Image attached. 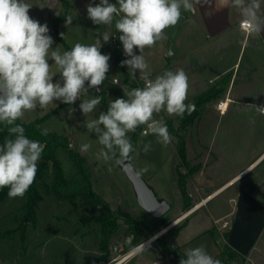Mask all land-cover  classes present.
<instances>
[{"label":"rangeland","instance_id":"374dc122","mask_svg":"<svg viewBox=\"0 0 264 264\" xmlns=\"http://www.w3.org/2000/svg\"><path fill=\"white\" fill-rule=\"evenodd\" d=\"M26 2L32 5L29 10L30 17L38 20L41 24L47 23L50 30L49 34L54 41L53 48L59 47L62 52L70 50L75 43L93 44L97 38H102L104 32H108L112 36L108 43L102 41L100 49L102 54H110V71L107 74L108 78L101 85L104 91L101 94V104L93 113L84 116L79 110L80 100H77L72 105L76 109L74 112L69 111L71 107L69 105L53 102L46 108L41 109L38 107L34 111L25 113L21 120L30 123L41 119V127L43 129L46 128L48 132H55L68 137L71 142L70 148L75 149L86 159L87 166L93 174V189L111 204L120 217L119 230L110 241V256L107 264H116L118 262H121V264H150L154 258L166 256V250L156 239L144 247L142 253L133 254L131 257L124 259L132 252L133 248L141 246L168 228L183 213L189 212L196 206L193 205L190 209H184L185 197L178 188V177L180 175L189 176L187 180L185 179V182L189 185L187 189L190 190L188 192L189 200L191 204L200 203L202 201L201 196H205L204 193L200 195L202 192L197 190L201 187L200 184H207L206 187L210 191L214 190L230 179L235 170L242 168L250 158L255 156L254 154L259 149L260 140L258 144L256 143L257 141L255 144L249 142L248 146H244L243 112L235 108L238 107L237 105H232V109L228 113L226 111V113L220 114V111L214 107L213 103L217 106L218 103L225 100L224 97H211L206 102H201L203 99L201 97L216 91L218 85L226 88L229 75L212 79L213 73L199 72L200 70L197 69L199 72L198 77L195 72L196 66L193 54L188 56V59L193 62V66L187 68L183 63L180 64L179 62L178 66L175 65L178 67L176 68L173 66V55L167 56L165 52L157 55L156 46L158 42L154 47L145 49L144 55L151 69V78H155V76L162 74L165 70L175 71L182 68L186 72L189 78V90L185 103L189 107L193 106V110L191 113H188L187 110L183 118L169 116L166 112H162L156 117H163L170 134L174 137L173 141L166 147L158 143L154 135L144 136L142 135V130L138 131L136 151L131 156L132 164L153 189L157 197L167 200L171 208L164 215L167 219L166 226L154 235L147 238L141 237L140 243L134 246L131 244L133 236L128 237L125 234L127 229L133 230L128 222L137 221L146 212L138 204L133 185L120 166L114 162L106 163L102 159H96V153L102 146L99 145L95 135L89 133L84 127V121L98 118L101 111L107 110L110 101L116 98H123V90H131L126 84L127 76H129L130 82H135L138 87H143L144 82L139 78L138 71L136 77L133 78L131 73L128 72L127 66L121 67L120 62L127 59V57L123 53V47L113 50L112 39L114 36L120 35V33L116 32L114 23L108 26L95 25L88 18L87 5L91 2L93 5L98 4L100 0H78L75 3V10L69 12L72 17V23L64 27L59 33L55 29V14L60 16L59 19L67 16L66 13L68 11L66 9L69 2H67L68 5L63 3V6L61 5L62 8L57 2L55 3V0H43V5L39 0H26ZM109 2L115 3L116 0H110ZM56 4L58 6L55 8ZM166 31L167 34H171L174 31L171 36L173 39L177 38L181 46L187 45L186 41L191 38L184 29H180L179 23L175 27L166 29ZM193 31L195 32V30ZM61 33H64L63 38L60 35ZM196 35L197 41L193 42V46H199V42L203 41L201 32H196ZM203 37H205L204 34ZM172 42L173 50L176 51L177 55L180 54L178 52H181L183 47H178L179 45L175 44L177 43L175 39ZM119 45L122 46L121 42ZM199 47H201V44ZM235 47L237 48L236 45ZM134 51L139 54L138 49H134ZM203 57L206 58V55ZM186 62L188 63V61ZM49 63L51 64L53 61L50 60ZM245 63L246 58L242 63L239 79L237 80L236 89H239V91H241L240 89H242L243 85L241 84V78L244 75ZM240 64L241 61L239 66ZM209 68H211L210 65ZM52 69L53 72H56L54 63ZM218 69L219 67L215 68L216 71ZM59 79V74H56L54 82ZM95 95L100 94L96 93L95 90H90L87 96H81L80 99H88ZM187 121H190V125L183 129V125ZM198 123H201L200 131L197 130ZM142 127L145 126L140 128L142 129ZM132 135L133 133H129L130 137ZM149 141H151V150L148 153H144L143 146ZM84 143L91 145L87 153L79 151L80 146ZM182 143L186 147V162L180 160L178 154ZM57 154L63 163L65 174H73L75 170L68 152L61 149ZM145 167L148 168V171L141 173V169ZM109 168H112L111 172H109ZM199 168H203L199 179L197 180L195 175L190 177L193 175L194 170ZM47 182H49L48 184L51 183V176L47 178ZM40 192L43 199L39 202L37 208L38 226L35 227L31 223L27 229L29 241H35V236H39L42 244L37 247L38 251L64 250L70 254L69 257H74L76 253L80 254V251H86L85 253H87L90 250L89 256L92 259H95V255L102 253L100 246L103 238L102 225L95 221L84 223L81 220L82 215H95L98 210L87 208L80 201L74 204L58 200L52 193L48 192L46 185L40 186ZM227 195L228 191L210 199L207 205L186 216L189 218L186 223L166 230L159 238L176 232L177 242L181 244L194 239V243L185 245V250L204 244L211 256L216 254L224 245L222 235L225 230L221 228L223 221H219V226L213 230L215 226L214 220L219 214L230 208L229 206L231 205L226 200ZM25 203V196L13 199L7 197L0 201V264H9L8 261L15 264L17 259L13 257L16 255L19 259L20 253L24 251L21 241L22 234H12L13 232H10V230L16 226V218L20 220V225H22ZM212 230L213 232L211 233ZM139 231V235H142L141 233L144 232V229ZM83 255L86 259L88 258V254ZM220 259L229 260V262L237 261L232 254L227 257L221 256ZM252 259L254 264H264V250H256ZM237 262V264H243L241 261Z\"/></svg>","mask_w":264,"mask_h":264},{"label":"clouds","instance_id":"9594fccd","mask_svg":"<svg viewBox=\"0 0 264 264\" xmlns=\"http://www.w3.org/2000/svg\"><path fill=\"white\" fill-rule=\"evenodd\" d=\"M201 0H100L98 4L87 5V16L95 25H113L120 33L119 40L127 59L121 67L127 66L135 78L137 71L144 82L143 87L123 90V98L109 102L107 110L101 111L98 118L85 120L84 127L98 140L100 150L97 160L114 162L117 165L131 159L136 151L129 133L146 126L142 135H154L157 142L168 146L174 139L163 117L183 118L189 105V78L180 68L165 70L151 78L150 66L145 58V49L154 47L157 42L167 39L166 29L175 27L183 12H193ZM224 7L236 10L246 35L259 37L264 31V0H220ZM32 5L26 0H0V124L7 128L8 137L0 144V189L8 188L10 199L23 198L35 182L38 162L44 145L29 139L25 128L16 123L25 113L43 109L53 102L72 107L80 100L79 110L84 116L93 113L101 104L102 96L81 100L90 90L100 92V86L108 78L110 54H102V41L108 43V32L97 38L93 44L75 43L67 51L53 48V38L47 23L41 24L29 15ZM66 25L72 17H66ZM64 37V33L60 34ZM134 49L139 50L136 54ZM53 61L56 72H53ZM60 79L54 82V76ZM126 97V98H125ZM264 114V106H255ZM47 136L48 130L41 129ZM91 145L80 146L81 153H87ZM151 150V141L143 146L144 153ZM109 172L112 168L108 169ZM148 168L141 169L146 173ZM140 254L142 246L131 250ZM179 264H222L213 258L201 244L185 250Z\"/></svg>","mask_w":264,"mask_h":264},{"label":"crops","instance_id":"0c3cea01","mask_svg":"<svg viewBox=\"0 0 264 264\" xmlns=\"http://www.w3.org/2000/svg\"><path fill=\"white\" fill-rule=\"evenodd\" d=\"M39 1L43 5V0ZM64 1L69 2V5L66 4L68 5L66 9L68 13L66 14L69 16V12L75 10V3L78 0H55V3L57 2L61 7L65 3ZM58 5L56 4L55 8ZM261 11L264 13V3H262ZM67 16L59 19L60 16L55 14V20L58 19V21H55V26L59 31L67 26L65 23ZM178 23L180 29H184L191 37L186 41L187 45L181 46L177 38H174L177 41L175 44H178V47H183V49L181 48L182 51L178 52L180 54L177 55L172 46L174 39L171 34L174 31L171 34H167L165 30L167 39L158 42L156 46L157 55L162 52H165L167 56L173 55L174 67L178 68L177 66L180 62V64L183 63L188 68L193 66V62L188 59V56L193 54L196 66L195 72L198 77V73L201 71L213 73L212 79L229 75L227 86H225L226 88L218 85L217 90L212 93V98L224 97L225 100H222V102L229 100V107L226 110L227 113L232 109V105H237L239 108H235L242 110L244 126L243 140L245 147L249 145V142L255 144L257 141L256 143L258 144L261 141L258 151L254 154L255 156L250 158L242 168L235 170L231 178L225 183L211 191L206 187L207 184H200L201 187L197 190L202 192L200 195L205 194V196H201L202 201L200 203L193 202L197 204H191L189 200L190 206L186 208V201L184 200V209H190L193 205L197 206L202 203L194 211L199 210L207 205L210 199L228 191L226 200L231 206L215 218V226L213 229L215 230V227L219 226V221L229 222V227L223 229L228 233V239H225L224 234L222 235L224 245L212 257L217 259L222 254L224 247L228 245L237 261L242 262V259H244L243 264H254L252 258L255 251L264 250V114H261L255 107L264 106V31H262L259 37L255 35L251 37L247 36L246 32L240 27V18L236 10L231 7L222 6L220 0H201L200 3L195 5L193 12L182 11V18ZM196 32L202 33L203 41L199 42L201 47H199V43V46H193V42L197 41ZM193 34L195 37H193ZM203 34L205 37H203ZM204 55H206V58L203 57ZM245 58L244 75L241 78V84L243 85L242 89H240L241 91H239V89H236L237 80L239 79L240 68ZM240 61L241 64L239 66ZM209 65L211 68H209ZM216 67H219L217 71L215 70ZM197 69L200 71L198 72ZM221 103H218L217 106L213 103L218 111H220ZM220 114L224 113L220 111ZM200 124H197V130L199 131L201 130ZM202 171L203 168L195 169L193 175L190 177L195 175V178L198 180ZM188 177L185 176V179L187 180ZM179 178L177 179L178 188L180 189V193H182ZM184 184L186 193L189 196L188 192L190 190L187 189L189 185L186 182ZM112 209L114 210L113 207ZM190 211L189 213L186 212L188 213L186 216L193 212V210ZM186 213H183L181 217ZM186 216L176 219L167 230L186 223L189 219ZM15 220L16 226L10 232H13L12 234H22L21 241L24 247V251L20 253L19 259L16 255L13 257L17 259L15 264H107L110 253L103 260V256L106 254L102 250V253L95 255V259L89 256L90 250L87 253H85L86 251H80V254H75L74 252V257H69L70 254L64 250L38 251L37 247H40L42 244L39 236H35V241H29L27 235L29 224L32 223L33 226H38V218L36 223L24 221L22 225H20L21 223L18 218ZM19 227H23L24 229H20ZM163 231L165 232L166 230ZM173 242L185 253V245L194 243L195 241L193 239L192 241L181 244L177 242V238L175 237ZM83 254H88V258L86 259ZM237 261L229 262L224 260L222 264H237ZM8 263L14 264V262L9 261ZM116 264H121V262ZM150 264L177 263L172 254L166 253V256L162 258H154Z\"/></svg>","mask_w":264,"mask_h":264},{"label":"trees","instance_id":"16d2710c","mask_svg":"<svg viewBox=\"0 0 264 264\" xmlns=\"http://www.w3.org/2000/svg\"><path fill=\"white\" fill-rule=\"evenodd\" d=\"M65 4H67V2H65ZM56 21H58V19ZM55 29L57 33L60 32L56 26ZM126 84L131 89L138 87L135 82H130L129 76L126 77ZM212 96V93L205 94L201 97L203 98L201 102H206ZM16 123L21 124L25 128V135L29 139L39 141L44 145L41 159L38 162V171L35 182L25 194L26 203L23 207V222L28 221L36 223L37 208L39 202L43 199V196L40 192V186L46 185L48 192L52 193L58 200L68 201L74 204L80 201L83 206L98 210V213L95 215H82L81 220L84 223L95 221L102 225L103 238L100 246L101 250L106 254L103 256V260L106 259L110 253V241L119 230L120 217L117 212L112 209L110 203L93 189V174L90 168L87 166L86 159L75 149L70 148L71 142L68 137L62 136L55 132H48L47 136H42L41 129L43 128L41 127V119H37L30 123L18 120ZM185 123L186 124L183 125V129L190 125V121ZM140 130L141 128L137 129V131L134 132L130 137L135 149L138 131ZM5 137H8L7 128L0 124V144L4 142ZM61 149H64L68 152L72 162L75 171L71 175L65 174L63 163L57 154ZM178 151L180 160L186 162V147L184 143L181 144V147ZM49 176H51L50 184L47 182V178ZM179 181L182 194L185 197L186 208H189V196L186 193L184 184L185 176L180 175ZM8 191V188L0 189V201H3L8 197ZM128 223L129 226L133 228V230L127 229L125 234L128 237L133 236L131 244L137 246L141 241V237L147 238L165 227L167 224V219L164 216L160 219H156L150 216L148 213H144L137 221H129ZM19 228L24 229L23 227ZM140 229H144V232L141 233L142 235H139ZM175 237L176 232H173L166 237L158 238L157 242L161 244V246L166 250L167 254H172L176 263L179 264L180 259L184 257L185 253L182 252L179 246H172V242L174 241ZM224 237L225 239H228L227 232L224 233ZM229 254L233 255V253H231L230 247L226 245L222 254L217 259L224 261V259H220L221 256L227 257ZM242 262H244V259H242Z\"/></svg>","mask_w":264,"mask_h":264},{"label":"water","instance_id":"95a60500","mask_svg":"<svg viewBox=\"0 0 264 264\" xmlns=\"http://www.w3.org/2000/svg\"><path fill=\"white\" fill-rule=\"evenodd\" d=\"M103 92L104 91L100 86V92H98V94H102ZM192 110L193 106H190L188 108V113H191ZM119 166L131 181L136 194L137 202L141 208L156 219L162 218L170 210V203L157 197L153 189L146 183L143 177L134 168L131 159L123 162ZM163 232L164 231L155 235V240L158 239ZM172 246L176 247L175 242H172Z\"/></svg>","mask_w":264,"mask_h":264},{"label":"bare ground","instance_id":"6f19581e","mask_svg":"<svg viewBox=\"0 0 264 264\" xmlns=\"http://www.w3.org/2000/svg\"><path fill=\"white\" fill-rule=\"evenodd\" d=\"M229 107V100H226V101H223L222 103H221V107L219 108V110L221 111L222 110V113H225V111L227 110V108ZM202 204V203H201ZM201 204H199V205H197L194 209H192L193 211L195 210V209H197L198 207H200L201 206ZM191 210V211H192ZM190 211V212H191ZM189 213V212H188ZM188 213H186L183 217H181V218H184ZM168 228H166L165 230H167ZM155 238H156V236H154L153 238H151L150 240H148V241H146L144 244H142L141 246L144 248V247H146V246H148L150 243H152L154 240H155ZM133 255V252H131L126 258H124V259H127V258H129V257H131Z\"/></svg>","mask_w":264,"mask_h":264},{"label":"built area","instance_id":"2783aa9c","mask_svg":"<svg viewBox=\"0 0 264 264\" xmlns=\"http://www.w3.org/2000/svg\"><path fill=\"white\" fill-rule=\"evenodd\" d=\"M240 27H241L242 30L245 31V29H244V27L242 26L241 22H240ZM118 37H119V34L116 35V36H114L113 39H112V42H113V44H114L113 50L122 47V46L119 45V44H120V40H119ZM115 82H117V80H115ZM220 107H221V104H220ZM221 111H222V110H221ZM145 127H146V126H145ZM145 127H142V129H141L142 132H143V130H144ZM228 227H229V222H227V221H224V222L221 224V228H222V229H227Z\"/></svg>","mask_w":264,"mask_h":264}]
</instances>
